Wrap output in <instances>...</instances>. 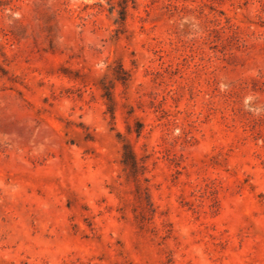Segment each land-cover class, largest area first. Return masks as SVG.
I'll return each instance as SVG.
<instances>
[{
	"label": "rangeland",
	"instance_id": "1",
	"mask_svg": "<svg viewBox=\"0 0 264 264\" xmlns=\"http://www.w3.org/2000/svg\"><path fill=\"white\" fill-rule=\"evenodd\" d=\"M0 264H264V0H0Z\"/></svg>",
	"mask_w": 264,
	"mask_h": 264
}]
</instances>
